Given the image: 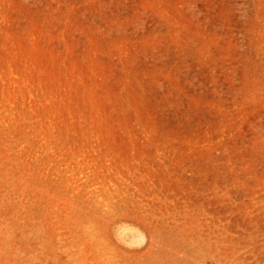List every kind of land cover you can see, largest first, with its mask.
<instances>
[{
	"label": "rangeland",
	"instance_id": "rangeland-1",
	"mask_svg": "<svg viewBox=\"0 0 264 264\" xmlns=\"http://www.w3.org/2000/svg\"><path fill=\"white\" fill-rule=\"evenodd\" d=\"M0 264H264V0H0Z\"/></svg>",
	"mask_w": 264,
	"mask_h": 264
}]
</instances>
